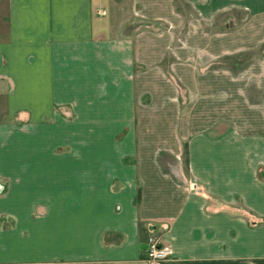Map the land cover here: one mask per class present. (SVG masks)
I'll use <instances>...</instances> for the list:
<instances>
[{
    "label": "crops",
    "instance_id": "1",
    "mask_svg": "<svg viewBox=\"0 0 264 264\" xmlns=\"http://www.w3.org/2000/svg\"><path fill=\"white\" fill-rule=\"evenodd\" d=\"M258 47L264 0H0V264H264V107L201 70Z\"/></svg>",
    "mask_w": 264,
    "mask_h": 264
},
{
    "label": "rangeland",
    "instance_id": "2",
    "mask_svg": "<svg viewBox=\"0 0 264 264\" xmlns=\"http://www.w3.org/2000/svg\"><path fill=\"white\" fill-rule=\"evenodd\" d=\"M232 22V21H231ZM233 24V23H232ZM264 48L258 47L248 49L234 54H222L215 58L212 62L206 65L201 70H223L233 75L241 84L242 98L248 105H255L257 107H264ZM165 71H169L167 65H163ZM246 76V77H244ZM245 78V79H244ZM181 103L184 99H180ZM223 97H220L222 103ZM239 134H258L264 137V123L262 127L250 129H237ZM120 134L117 136L119 137ZM182 164L187 168L185 158ZM257 178L264 180V167L257 168ZM191 188H196L195 182L189 181Z\"/></svg>",
    "mask_w": 264,
    "mask_h": 264
},
{
    "label": "built area",
    "instance_id": "3",
    "mask_svg": "<svg viewBox=\"0 0 264 264\" xmlns=\"http://www.w3.org/2000/svg\"><path fill=\"white\" fill-rule=\"evenodd\" d=\"M144 251L145 259L150 264H170L172 261L170 246L154 235L147 237Z\"/></svg>",
    "mask_w": 264,
    "mask_h": 264
}]
</instances>
